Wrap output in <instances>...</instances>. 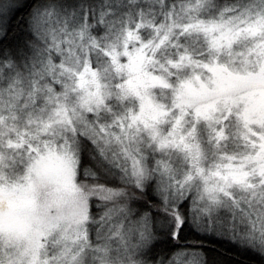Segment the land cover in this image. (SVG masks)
Wrapping results in <instances>:
<instances>
[{"label":"snow or ice","instance_id":"6c2138e0","mask_svg":"<svg viewBox=\"0 0 264 264\" xmlns=\"http://www.w3.org/2000/svg\"><path fill=\"white\" fill-rule=\"evenodd\" d=\"M0 264H264V0H0Z\"/></svg>","mask_w":264,"mask_h":264},{"label":"trees","instance_id":"16d2710c","mask_svg":"<svg viewBox=\"0 0 264 264\" xmlns=\"http://www.w3.org/2000/svg\"><path fill=\"white\" fill-rule=\"evenodd\" d=\"M207 247L212 249H218L220 248V245H213V244H206ZM213 255H215V251L213 252Z\"/></svg>","mask_w":264,"mask_h":264}]
</instances>
